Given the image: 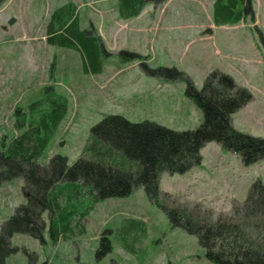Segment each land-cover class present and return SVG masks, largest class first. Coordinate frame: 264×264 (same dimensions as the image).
Segmentation results:
<instances>
[{"label": "rangeland", "instance_id": "obj_1", "mask_svg": "<svg viewBox=\"0 0 264 264\" xmlns=\"http://www.w3.org/2000/svg\"><path fill=\"white\" fill-rule=\"evenodd\" d=\"M212 2L166 0L150 7L147 22L137 26L119 18L114 0H0V135L17 134L16 121L25 126L26 107L47 92L64 96L67 112L40 162L61 154L72 164L90 127L107 114L174 130L196 128L202 112L185 95L184 81L150 75L145 62L180 71L196 89L213 69L228 74L252 96L231 115L233 127L264 137V0H251L252 18L223 26L212 22ZM66 4L74 6L80 29L93 28L99 37V71L57 36L47 41L48 26L58 27L54 14ZM122 51L140 57L123 59ZM200 155L201 162L183 173H160L162 203L214 219L241 203L252 182L264 184V159L244 165L239 154L215 141L205 143ZM22 184L17 177L0 185V224L24 201ZM59 187L58 211L68 215L58 224V240L50 239L45 211L43 241L14 233L10 243L17 251L5 264H214L196 237L173 226L142 187L99 201L84 187ZM102 233L110 251L97 260Z\"/></svg>", "mask_w": 264, "mask_h": 264}, {"label": "trees", "instance_id": "obj_2", "mask_svg": "<svg viewBox=\"0 0 264 264\" xmlns=\"http://www.w3.org/2000/svg\"><path fill=\"white\" fill-rule=\"evenodd\" d=\"M164 1L117 0L116 9L120 18L129 19L138 15L144 5ZM252 14L251 0L212 2L214 25L245 22ZM54 19L58 27L48 26L47 41L52 42L57 36L61 44L81 50L89 67L99 71V54L103 48L95 30L80 29L75 8L70 4L60 7ZM120 55L127 60L140 57L129 51H122ZM141 66L150 75L183 80L185 95L202 112L200 124L193 129L174 130L150 120L132 122L121 115L107 114L90 127L80 156L72 164L61 154H53L40 162L67 112V99L56 92H47L31 102L26 107L29 122L23 126L25 122L18 120L17 134L0 135V185L20 177L24 197L0 224V264H5L7 257L17 251L10 243L14 233L43 241L45 211L49 212L50 239L58 240V224L68 215L64 210L58 211L61 185L71 190L84 187L95 201L125 196L133 188L142 187L148 200L166 213L173 226L196 237L206 259L212 263L264 264V184L260 179L252 182L241 203L214 219L200 218L178 206H167L160 201L159 189L161 172L183 173L198 165L200 149L209 141L239 154L244 165L264 159V137L235 129L230 119L251 99V93L218 69L211 70L202 87L196 89L189 78L172 67L151 68L145 62ZM54 213H58L57 220ZM109 251V240L102 233L97 260Z\"/></svg>", "mask_w": 264, "mask_h": 264}, {"label": "crops", "instance_id": "obj_3", "mask_svg": "<svg viewBox=\"0 0 264 264\" xmlns=\"http://www.w3.org/2000/svg\"><path fill=\"white\" fill-rule=\"evenodd\" d=\"M114 3H115V5H114L115 9H116L117 0H114ZM150 7L154 8V5H151V4L144 5V7L142 8V10L140 11V13L138 15L131 17L129 19H122L120 17L119 18L121 20H124V21L130 20L131 23L136 24L137 26L140 24H145V22H147V20H148V11H149ZM117 14H118V12H117ZM118 16H119V14H118ZM211 17H212V12H211ZM227 25H234V24H227ZM215 26H223V25H215ZM232 122H233V120H232Z\"/></svg>", "mask_w": 264, "mask_h": 264}]
</instances>
